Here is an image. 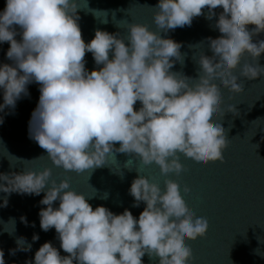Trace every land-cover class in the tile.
<instances>
[{
  "label": "clouds",
  "instance_id": "clouds-1",
  "mask_svg": "<svg viewBox=\"0 0 264 264\" xmlns=\"http://www.w3.org/2000/svg\"><path fill=\"white\" fill-rule=\"evenodd\" d=\"M80 4L81 0H5L0 44L9 43L5 55L12 63H0V112L14 109L17 100L28 95L27 86L36 82L40 96L29 135L52 165L76 173L103 166L119 142L115 151L133 154L143 165H158L164 187L143 174L133 179L128 189L133 206L145 204L136 218L127 208L119 214L103 205L93 209L68 178H52L49 167L27 169L0 173V192L7 194L0 207L7 206L12 193L44 192L39 203L47 207L38 213L40 228H54L60 249L68 255L62 256L46 241L35 252L34 262L25 264H143L145 253L158 257V264H188L192 250L186 241L204 236L208 221L190 211L180 185L169 174L185 171L181 155L200 165L223 160L229 139L218 117L238 113L234 104L222 110L220 88L240 93L241 77L264 76L259 63L264 39L253 42V36L264 32V0H158L155 30L131 22L126 39L98 29L88 42L78 23ZM205 7L207 13L202 12ZM218 8L222 11L215 28L221 35L208 38L211 57L201 52L194 58L198 76L172 71L177 60L183 63L182 44L160 32L190 26L202 14L212 19ZM86 52L98 66L91 71L85 67ZM246 53L255 63L241 64ZM238 67L239 76L234 73ZM137 101L140 107L135 109ZM7 158L18 159L10 154ZM128 165L129 161L125 167L131 170ZM187 195L190 190L185 188ZM54 201H59L58 207ZM20 219L28 223L25 216ZM10 223L15 226L14 219L6 225ZM38 239L34 233L32 240ZM16 245L11 255L31 249L23 237ZM0 264H5L3 250Z\"/></svg>",
  "mask_w": 264,
  "mask_h": 264
},
{
  "label": "water",
  "instance_id": "water-1",
  "mask_svg": "<svg viewBox=\"0 0 264 264\" xmlns=\"http://www.w3.org/2000/svg\"><path fill=\"white\" fill-rule=\"evenodd\" d=\"M157 3L158 0H81L78 23L82 38L85 42L90 41L99 29L120 33L126 39L127 25L131 22L143 23L155 30L153 16ZM4 6L5 0H0V10ZM214 11L217 15L212 19L202 14L194 17L190 26L160 32L162 37L182 44L183 63L177 60L172 71L196 78L199 64L194 58H198L201 52L209 57L213 55L208 38L215 39L221 35L215 28V22L222 9ZM202 12L207 13V7ZM247 27L251 29L255 26ZM16 39L19 40L20 36ZM261 39H264V32L253 36V42ZM9 46L8 42L0 44V63H12L5 55ZM84 59L89 71L98 67L90 52L85 53ZM245 62L255 63L247 53L242 57L241 64ZM259 63L264 65V53L260 55ZM234 73L239 76V67ZM240 82L244 86L240 93L220 88L222 110L227 111L228 105L234 104L238 113L226 112L218 117L222 119L220 123L229 139L223 150V160L200 165L181 155L180 162L185 171L180 176L169 174V178L180 185L181 195L190 211L208 221L204 236L186 241L192 250L188 264H264V76L252 80L241 77ZM27 88L28 95H22L14 109L5 108L0 112L3 117V123H0V173L49 167L52 178L57 181L68 178L73 189L86 195L93 209L103 205L119 214L127 208L138 218L145 204L141 202L134 207V198L128 189L140 174L163 189L165 176L159 166L155 163L143 165L133 154L115 151L119 147L117 142L113 156L110 154L103 166L81 173L65 172L55 167L47 158L46 151L30 138L29 126L39 100L40 85L32 82ZM0 103H3L2 91ZM139 107L140 102L137 101L134 108ZM7 153L18 159L11 162L9 159L12 158L8 159ZM128 161L131 170L125 167ZM185 188L190 190V195L184 196ZM5 195L0 192V204ZM43 196V191L39 195L12 193L8 195L7 206L0 207V250L4 252L5 264H25L27 260L34 262L35 252L46 241L57 247L62 256L68 255L60 249L54 228L46 232L40 228L38 213L41 208L47 207L39 203ZM53 206L58 207L59 201H54ZM22 215L26 217L27 224L21 221ZM10 219L15 220V226L11 223L6 225ZM5 225L8 231L4 230ZM34 233L39 235L36 241L32 240ZM19 237L25 239L26 245L31 244V249L18 250L11 255L10 249L17 247ZM142 260L143 264H158L159 258L145 253Z\"/></svg>",
  "mask_w": 264,
  "mask_h": 264
}]
</instances>
